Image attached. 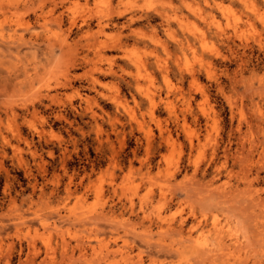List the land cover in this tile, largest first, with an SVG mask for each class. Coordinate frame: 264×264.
Masks as SVG:
<instances>
[{
  "label": "rangeland",
  "instance_id": "374dc122",
  "mask_svg": "<svg viewBox=\"0 0 264 264\" xmlns=\"http://www.w3.org/2000/svg\"><path fill=\"white\" fill-rule=\"evenodd\" d=\"M0 240V264H264V0H0Z\"/></svg>",
  "mask_w": 264,
  "mask_h": 264
},
{
  "label": "bare ground",
  "instance_id": "6f19581e",
  "mask_svg": "<svg viewBox=\"0 0 264 264\" xmlns=\"http://www.w3.org/2000/svg\"><path fill=\"white\" fill-rule=\"evenodd\" d=\"M179 1H181V2H185V0H179ZM200 2H201V0H199ZM192 2H196V0H192ZM191 4V3H190ZM196 5H197V8H198V4L197 3H195ZM195 4H193V5H195ZM192 5V6H193ZM195 5V6H196ZM57 6V4L56 3H54V7H56ZM190 7V6H189ZM50 11H54L53 9L52 10H50ZM191 12H192V14H195V11H193V10H191ZM197 14V13H196ZM112 15H114V16H116L117 18H121V17H123V16H128L127 18H126V20H125V22L123 23V25L121 26V27H129L131 24H134V23H137V22H139L140 20H149V15H139V16H135V14H132V13H130V12H128V11H126V10H123V11H121V10H118V11H114L113 13H112ZM156 17H159L160 18V20H161V24L163 25V27H170L171 26V22H173V21H178V18H176V19H169L167 16H165L164 14H160V13H158V12H156V15H155ZM182 17V21L184 20V19H187V18H185V17H183V16H181ZM59 18L61 19L62 18V13L59 15ZM108 19H110L111 20V16L108 18ZM124 19V18H123ZM181 21V22H182ZM84 22V24L86 25V24H88V22H86V20H84L83 21ZM181 22H179V25L180 26H182L181 25ZM140 23V22H139ZM108 24H105L104 26H107ZM104 26H100V28H101V32L103 31L102 29H103V27ZM119 43V42H118ZM88 44V43H87ZM101 45H103V44H101ZM105 45V48L107 47V48H113L112 46H110V44H104ZM178 45L180 46V48H182V46L184 45V43H182V42H178ZM90 47V46H89ZM97 48V47H96ZM95 48V49H96ZM101 48H102V46H101ZM122 48V47H121ZM95 49H93L94 51H95ZM117 50V49H116ZM98 51V50H97ZM98 53V52H97ZM101 55V54H100ZM181 223H183V222H180V225H181ZM180 225H179V230L178 231H180ZM191 228V227H190ZM162 229V228H161ZM173 229V228H172ZM194 229V228H193ZM191 230V229H190ZM159 231V230H158ZM166 231H167V229H166ZM173 231V230H172ZM175 231V230H174ZM173 231V232H174ZM170 232V231H169ZM189 232V231H188ZM160 233V232H159ZM182 233V232H181ZM172 234V233H171ZM161 235V234H160ZM164 236V235H163ZM169 236V235H168ZM188 238V237H187ZM186 240H188V239H186ZM1 241V240H0ZM198 242H200V241H198ZM204 243V242H203ZM206 244V243H205ZM200 245V244H199ZM198 245V246H199ZM204 247H205V245L204 244H202ZM202 248V247H201ZM200 248V249H201ZM197 249V248H196ZM195 249V250H196ZM205 249V248H204ZM206 249H207V247H206ZM7 250V249H6ZM177 251V250H176ZM179 251V250H178ZM36 252V251H35ZM180 252V251H179ZM195 252V251H194ZM8 253V252H7ZM213 253V251H211V250H203V249H201L200 251H197L196 252V258L198 259V261H199V263L200 264H206V262H208L207 264H220L219 262L221 261H218L217 262V259H218V256L215 254H212ZM35 254V253H34ZM37 254V253H36ZM7 255H9V254H7ZM6 255V256H7ZM36 256V255H35ZM188 257V256H187ZM190 257V256H189ZM6 258V257H5ZM183 258V257H182ZM221 258H222V256H221ZM208 259V260H207ZM8 260H9V258H8ZM193 260H194V258H193ZM219 260V259H218ZM8 262V261H7ZM195 262V261H194ZM3 263H4V261H3ZM6 264V263H5ZM8 264H9V262H8Z\"/></svg>",
  "mask_w": 264,
  "mask_h": 264
}]
</instances>
